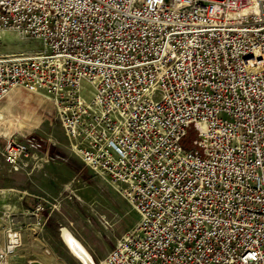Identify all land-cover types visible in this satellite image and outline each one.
<instances>
[{"label": "built area", "instance_id": "built-area-1", "mask_svg": "<svg viewBox=\"0 0 264 264\" xmlns=\"http://www.w3.org/2000/svg\"><path fill=\"white\" fill-rule=\"evenodd\" d=\"M6 30L41 49L0 54V102L49 99L139 214L103 264H264V0H0ZM24 137L7 165L42 152ZM45 212L26 215L42 227ZM4 218L1 262L23 233Z\"/></svg>", "mask_w": 264, "mask_h": 264}, {"label": "rangeland", "instance_id": "rangeland-1", "mask_svg": "<svg viewBox=\"0 0 264 264\" xmlns=\"http://www.w3.org/2000/svg\"><path fill=\"white\" fill-rule=\"evenodd\" d=\"M40 49L32 38L0 31V54ZM84 88L85 98L91 99L89 85ZM53 108L45 96L21 91L0 102V249L6 240L5 212L19 218L29 200L51 205L47 204L51 214L47 226L24 227L23 246L0 264H82L61 239L64 229L86 247L97 264H103L117 242L139 223L133 205L105 176L87 168L72 149ZM24 136L49 150L51 161L46 163L39 156L22 160L16 168L7 165L2 157L6 142L11 137L24 140Z\"/></svg>", "mask_w": 264, "mask_h": 264}, {"label": "crops", "instance_id": "crops-1", "mask_svg": "<svg viewBox=\"0 0 264 264\" xmlns=\"http://www.w3.org/2000/svg\"><path fill=\"white\" fill-rule=\"evenodd\" d=\"M50 151L49 150H47L46 148H43L42 149V152H40V153H38V154H36V157L38 158L39 156L42 158L41 160L42 161H44V162H46V163H48V162H50L51 161V157H50ZM33 158H35V157H33ZM29 201H31L32 203H34L33 205H31V202L29 203V205L23 210V211H20L19 212V218H17L14 214H12V216L18 221V223L22 226V228L24 229V227H31V226H34V227H36V228H38L37 226H35L34 225V222H35V218L34 217H29V216H27L26 215V212L27 211H29V210H33V208L37 205V204H39V203H43V204H45V206H46V212H45V214H43V217L46 219V223L44 224V226H42V227H40V228H44L45 226H47V224H48V222H49V220H50V213L48 212V210H47V207H48V205L51 207V205L50 204H48V202L47 201H45V202H40L39 200L37 201H35V200H29ZM47 202V203H46ZM48 204V205H47ZM19 209V208H18ZM20 210V209H19ZM53 211V210H52ZM7 213H9V212H5L4 213V215L5 214H7ZM9 214H11V213H9ZM5 219V218H4ZM24 231V230H23ZM5 238H6V236H5ZM22 238H23V233H22ZM61 239H62V233H61ZM63 240V239H62ZM65 243V242H64ZM5 244H6V240H5ZM66 245V244H65ZM4 247H5V245H4ZM0 250H2V249H0ZM43 257H46V256H44L43 255ZM7 264H10V262H8ZM41 264V263H40Z\"/></svg>", "mask_w": 264, "mask_h": 264}, {"label": "bare ground", "instance_id": "bare-ground-1", "mask_svg": "<svg viewBox=\"0 0 264 264\" xmlns=\"http://www.w3.org/2000/svg\"><path fill=\"white\" fill-rule=\"evenodd\" d=\"M62 238L72 253L82 262V264H97L93 256L86 247L67 229L63 230ZM23 246V238L22 244ZM40 264V263H33Z\"/></svg>", "mask_w": 264, "mask_h": 264}, {"label": "trees", "instance_id": "trees-1", "mask_svg": "<svg viewBox=\"0 0 264 264\" xmlns=\"http://www.w3.org/2000/svg\"><path fill=\"white\" fill-rule=\"evenodd\" d=\"M195 137H196L195 130H193V129L190 130L189 136H188V139H187L186 143L188 144V142H190L191 140H193ZM187 147H190V145L188 144Z\"/></svg>", "mask_w": 264, "mask_h": 264}]
</instances>
